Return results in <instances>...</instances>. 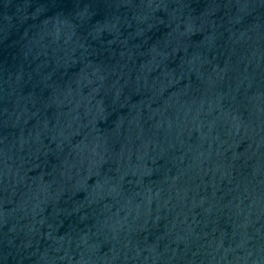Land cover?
Segmentation results:
<instances>
[{"label": "water", "instance_id": "obj_1", "mask_svg": "<svg viewBox=\"0 0 264 264\" xmlns=\"http://www.w3.org/2000/svg\"><path fill=\"white\" fill-rule=\"evenodd\" d=\"M0 264H264V0H0Z\"/></svg>", "mask_w": 264, "mask_h": 264}]
</instances>
